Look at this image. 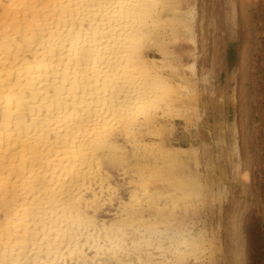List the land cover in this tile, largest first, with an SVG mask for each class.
Wrapping results in <instances>:
<instances>
[{"label": "snow or ice", "instance_id": "1", "mask_svg": "<svg viewBox=\"0 0 264 264\" xmlns=\"http://www.w3.org/2000/svg\"><path fill=\"white\" fill-rule=\"evenodd\" d=\"M254 15L264 39V0H0V264H147L151 240L134 216L177 203L153 191L167 179L150 162L149 136L181 137L201 177L222 148L232 183L251 182L240 133L254 65L241 27ZM181 38L198 55L212 50L195 88L143 60L151 44L175 65V53L188 55L173 48ZM258 71L264 93V63ZM259 166L264 176V154ZM209 183L202 214L221 264H255L246 237L218 239L217 213L235 210L218 206L225 185Z\"/></svg>", "mask_w": 264, "mask_h": 264}, {"label": "bare ground", "instance_id": "2", "mask_svg": "<svg viewBox=\"0 0 264 264\" xmlns=\"http://www.w3.org/2000/svg\"><path fill=\"white\" fill-rule=\"evenodd\" d=\"M179 41L185 40L181 38ZM193 45L195 46L194 41ZM151 50H155V47L149 44L142 53L143 60L147 65L156 68L162 76L172 79L177 85L188 81L184 79L185 73H188L192 86L195 88L196 78L200 76L196 69V63L193 64L191 71H186L188 64H163V59L153 56ZM191 55L192 61H195V53ZM173 67L175 68L174 71L172 70ZM153 86V84L149 85V87ZM175 99H179L178 90ZM164 142V139H161L157 143L155 136H149L147 140L143 141L145 148L148 149L151 164L167 179L166 184L155 186L153 191L161 195H168L167 204H171L172 201L177 203L174 208L155 205L146 207L143 214L134 216L133 222L136 229L147 233L151 240V245H146L144 248L145 255L143 258L147 264H219L218 258L220 260L222 249L218 248L210 237L211 228L214 226L213 221L205 217L204 231L192 232L191 227H186L183 220L187 218L186 213L194 207L195 202H199L201 198L211 197L213 188L209 182L223 184L227 190L224 193L223 204L220 205L218 201V206L222 208L232 207L235 211L230 219L219 212L217 213L215 227L218 239L222 233L225 236L240 234V231H243L244 215L247 212L252 215L251 206L256 203L253 202L255 196L253 197L251 192L250 182L238 185L232 183L229 177L231 165L223 150L222 167L219 169L218 175L215 174L216 176H214L211 169V176L200 178L197 173L191 170L187 150L182 147L177 149L168 147ZM248 159L250 160V157ZM208 171L206 165L205 173ZM176 210H182V213L179 212V214H185L184 217L181 215L183 218H179V214L175 213ZM102 219H108L107 213L102 215ZM251 227H253V223H251ZM206 255L207 257H204ZM207 258L208 261H205Z\"/></svg>", "mask_w": 264, "mask_h": 264}, {"label": "rangeland", "instance_id": "3", "mask_svg": "<svg viewBox=\"0 0 264 264\" xmlns=\"http://www.w3.org/2000/svg\"><path fill=\"white\" fill-rule=\"evenodd\" d=\"M212 3L219 4L221 3V0H212ZM261 31L262 28L259 22L258 15H254L250 20L242 22L241 44L250 52L252 56V62L254 65V77L251 85L250 99L248 101L246 118L244 116L241 117L242 122H241L240 143L244 149L245 156L247 158L250 157V161H254L253 179L250 182V188L253 197L255 196L253 202L256 203L252 204L253 206H251L253 210L252 215L250 214L251 217H249L250 215L248 212L244 215L242 222L243 231H240L241 233L239 235L242 238L246 237L247 240L251 243V252L249 259L253 260L255 264H260L261 243L264 242V176L261 175L260 166H259L260 157L262 154H264L261 151V147L262 145H264V136H261L260 134L261 120L264 119V104H262V99H264V93H262L261 90V82L259 79V71H258L259 66L262 63H264V39L261 38ZM187 44L188 42L186 40L185 41L178 40L174 42L173 48H179L181 52L188 53L187 57L185 58L184 56H181L180 52H177L176 53L177 55L175 56L176 63L179 65L184 63L188 64V61L189 60L192 61L193 59L191 54L195 53L196 69L199 75L202 77L207 73L200 71V69L205 68V66L210 67L212 50L202 47L198 55L197 52L195 51V46L192 44L191 49H189L187 47ZM151 51L153 52V56L164 59L161 56L159 50H157L156 48L155 50H151ZM184 79L189 80L190 74L185 73ZM229 115L233 119V121L236 119L237 112H236L235 104H233V107ZM221 116H223V112L221 113ZM245 124L248 125L247 132L245 129ZM181 139H182L181 137H178L175 143L173 144L170 135L168 139H164L165 141L164 143L168 147L177 149L178 147H182ZM221 143H223V138H221ZM222 150H223L222 148L217 149L214 166L211 168L214 176L218 175L219 169H221L222 167L221 164ZM211 159L212 157L209 156V161H211ZM229 171H230L229 172V177H230L231 170L229 169ZM199 177L201 178V176ZM207 198L208 197L201 198V200L199 199V202L198 201L197 203L195 202L194 207H192V209L186 213L187 218H184L183 221L186 223L185 224L186 227L188 228L191 227L192 232H196L198 230L204 231L205 216H203L202 214V205L204 204V201ZM181 211L176 210L175 213L178 215L179 212ZM181 213L178 215L179 218H183L184 217L183 215H185V214L182 215ZM176 214L175 216H177ZM251 223H253V227H251ZM249 230L252 232H250ZM232 237H233L232 234H228L227 236H225L222 233L220 234L219 240L221 242L227 243L232 239ZM204 257H207V255ZM222 260H225L223 251L220 252V260L218 258L219 264H221ZM205 261H208V258Z\"/></svg>", "mask_w": 264, "mask_h": 264}]
</instances>
